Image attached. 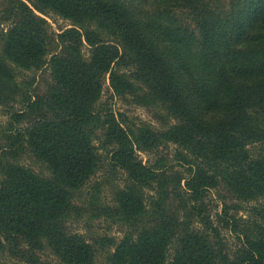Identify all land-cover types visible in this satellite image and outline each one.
Returning a JSON list of instances; mask_svg holds the SVG:
<instances>
[{
	"label": "trees",
	"instance_id": "1",
	"mask_svg": "<svg viewBox=\"0 0 264 264\" xmlns=\"http://www.w3.org/2000/svg\"><path fill=\"white\" fill-rule=\"evenodd\" d=\"M49 9L72 24L51 33L37 13ZM0 22H8L0 105L11 108L0 136V256L43 264L48 249L62 264H101L97 250L111 238L90 241L69 226L89 211L77 198L99 167L100 131L111 169L123 170L127 182L115 205L92 186L91 215L133 229L104 264H264V208L252 230L224 206L239 239L228 249L204 216L205 229H191L173 206L186 198L183 189L190 211L202 215L197 200L220 180L244 199L264 195V155L251 158L248 148L264 140V0H0ZM15 67H49L45 90L32 92L35 78L19 81ZM107 72L113 93L152 94L183 120L156 130L96 110ZM163 142L192 155L181 153L191 166L183 186L168 178L162 158L137 157L136 149ZM25 152L46 174L20 161ZM153 184L155 197L143 203L141 187Z\"/></svg>",
	"mask_w": 264,
	"mask_h": 264
},
{
	"label": "rangeland",
	"instance_id": "2",
	"mask_svg": "<svg viewBox=\"0 0 264 264\" xmlns=\"http://www.w3.org/2000/svg\"><path fill=\"white\" fill-rule=\"evenodd\" d=\"M37 13L44 17L48 25V30L51 33L61 31L63 28L70 26L73 22L71 18L64 17L50 9ZM7 24L8 22H0V53L2 51L4 32L8 26ZM50 50H53V47H51ZM82 51L84 56L89 55L86 45L82 47ZM125 67H130V65L125 62L122 64V68ZM14 72L19 81L20 79H24V81H22L23 83H26V80L33 79V77L35 78L33 83L34 89L32 92L44 91L48 81H50L49 67L43 70L15 67ZM19 107L18 104H14L13 108ZM95 108L96 110L109 109L116 114L121 112L127 117L126 121L129 125L131 124V126H133L142 124L156 130L166 129L171 124L178 125L183 120L178 115L177 117L172 115L170 113L171 110L167 108L165 104L155 100V97L152 94H150L147 99V97L143 96L141 93L138 95L135 93L126 94L125 96L113 93L110 86L109 72L104 74L101 94L99 100L95 104ZM10 110V107L0 105V136L2 135L3 130L7 127ZM103 140L104 136L98 131L93 142L99 158V167L83 186L80 192V197L77 198L78 205L89 211L86 213L82 212V216L77 218L74 217L69 222L71 230L82 234L90 241V238L92 237L107 236L108 238H111V243L99 245V247L102 246V251L97 250L98 253L96 260L97 263L101 264L105 263V254L110 251L113 252L116 243L133 230L127 223L118 221L120 219L117 217H94L91 215L88 200L90 198V193L93 190L92 186L95 184L100 186V201L115 205L118 203L119 190H121L127 182L126 173L123 170L118 168L111 169L108 160V147L104 146ZM248 148L252 154L251 158L264 155V140L262 144L260 141L255 144H249ZM181 153H188L185 158L192 159V155L187 149L174 142H163L151 150L136 149L137 157L143 160V162L154 163L162 158V161L167 164L165 169L167 170L168 178L174 180L175 186L177 184L175 180L177 177H180V180L178 178V182L180 181L181 186H183L184 177L189 176L191 171L190 164L181 157ZM20 161L35 171L46 174L44 165L26 152L23 154ZM156 188V184L150 186L143 185L141 187L143 203L146 202L148 204L151 199L155 197ZM179 192L186 197L182 200H179L176 197L173 203V206L180 208V219L183 222L188 220L187 226L191 229L204 230L205 225L203 224L202 219V216H204L207 222L209 220L210 223L217 228L218 237L228 249H233L235 246H239V239L237 238V232L234 233L225 223L224 218H227V216L224 214V206L227 207L226 210L228 213L234 214L238 218V223L244 224L246 228L255 230L257 226L256 224L259 221L263 222L262 218L259 216L258 210L264 208V195H258L252 199H244L238 196L234 190L229 188L225 182L220 180L215 187L205 190L202 197L197 200L196 205L202 209V215H196L195 210H192L193 212L190 211L191 208L189 204H191V201L187 200V198L190 197L189 194L184 192L183 189H180ZM99 242L100 241H98L97 244H99ZM40 256L43 264H62L48 249H44ZM0 264L29 263L24 262L23 259L18 260L2 255L0 256Z\"/></svg>",
	"mask_w": 264,
	"mask_h": 264
}]
</instances>
